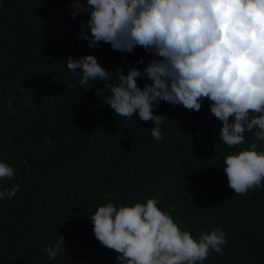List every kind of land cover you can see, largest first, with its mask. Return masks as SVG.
Masks as SVG:
<instances>
[{
	"label": "trees",
	"instance_id": "1",
	"mask_svg": "<svg viewBox=\"0 0 264 264\" xmlns=\"http://www.w3.org/2000/svg\"><path fill=\"white\" fill-rule=\"evenodd\" d=\"M70 3L0 0V159L15 169L0 186L20 185L0 200V264H121L88 216L108 200L150 197L194 237L225 231L223 252L198 264H264V187L244 194L229 187L222 159L236 146L222 142L210 102L197 111L162 100L153 109L164 114L160 140L152 120L118 115L102 82L80 84V69L66 66L69 55L94 53L115 73L142 69L152 54L139 45L131 52L90 46L81 25L88 13L73 18ZM59 234L65 252L50 260L45 248Z\"/></svg>",
	"mask_w": 264,
	"mask_h": 264
},
{
	"label": "clouds",
	"instance_id": "2",
	"mask_svg": "<svg viewBox=\"0 0 264 264\" xmlns=\"http://www.w3.org/2000/svg\"><path fill=\"white\" fill-rule=\"evenodd\" d=\"M69 7L73 18L88 13L81 25L90 46L105 42L131 52L139 45L152 54L142 69L118 66L115 73L94 53L69 55L66 66L80 69L82 86L102 82L110 93L106 104L121 117L138 112L152 120L157 140L164 114L153 109L162 100L198 111L207 98L222 122V142L236 146L222 159L229 187L237 194L264 187V0H71ZM142 75L151 81L143 87L137 81ZM14 175L0 159V181ZM19 190V184L0 186V200ZM88 218L94 236L118 253L121 264H198L213 250L222 253L226 243L219 227L194 237L155 197L132 204L108 200ZM45 251L50 260L65 252L64 237L59 234Z\"/></svg>",
	"mask_w": 264,
	"mask_h": 264
}]
</instances>
